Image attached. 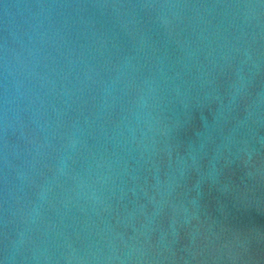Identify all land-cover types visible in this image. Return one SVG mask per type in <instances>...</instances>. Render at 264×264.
I'll return each instance as SVG.
<instances>
[{"label": "water", "instance_id": "95a60500", "mask_svg": "<svg viewBox=\"0 0 264 264\" xmlns=\"http://www.w3.org/2000/svg\"><path fill=\"white\" fill-rule=\"evenodd\" d=\"M0 264H264V0H0Z\"/></svg>", "mask_w": 264, "mask_h": 264}]
</instances>
